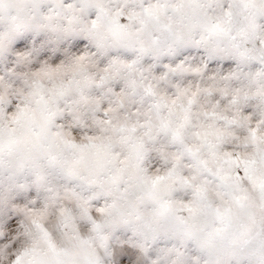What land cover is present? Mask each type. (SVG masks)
Wrapping results in <instances>:
<instances>
[{
	"label": "snow or ice",
	"instance_id": "6c2138e0",
	"mask_svg": "<svg viewBox=\"0 0 264 264\" xmlns=\"http://www.w3.org/2000/svg\"><path fill=\"white\" fill-rule=\"evenodd\" d=\"M0 264H264V0H0Z\"/></svg>",
	"mask_w": 264,
	"mask_h": 264
}]
</instances>
